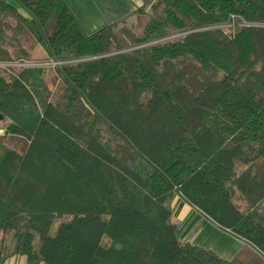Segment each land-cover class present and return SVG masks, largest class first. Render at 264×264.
I'll return each mask as SVG.
<instances>
[{"label": "trees", "instance_id": "trees-1", "mask_svg": "<svg viewBox=\"0 0 264 264\" xmlns=\"http://www.w3.org/2000/svg\"><path fill=\"white\" fill-rule=\"evenodd\" d=\"M13 1L0 264H264V0H143L139 32L125 17L91 34L63 0ZM176 194L243 248L180 241Z\"/></svg>", "mask_w": 264, "mask_h": 264}, {"label": "crops", "instance_id": "crops-1", "mask_svg": "<svg viewBox=\"0 0 264 264\" xmlns=\"http://www.w3.org/2000/svg\"><path fill=\"white\" fill-rule=\"evenodd\" d=\"M13 3L12 0H9ZM87 34L130 16L143 0H63ZM15 4V3H13ZM171 217L177 227L180 241L210 249L221 258H233L244 242L220 229L195 207L176 194L170 203ZM5 264H44L29 262L24 255L11 254Z\"/></svg>", "mask_w": 264, "mask_h": 264}, {"label": "rangeland", "instance_id": "rangeland-1", "mask_svg": "<svg viewBox=\"0 0 264 264\" xmlns=\"http://www.w3.org/2000/svg\"><path fill=\"white\" fill-rule=\"evenodd\" d=\"M13 1V0H12ZM13 3H15L13 1ZM147 19L146 15H141L139 12H134L132 13L130 16H128L124 23L125 25H127L128 27L136 30V31H140L145 20ZM4 63H2L3 65ZM53 63L50 64H46L45 65V72H44V77L47 81H51L52 78L55 76V70L54 67L52 65ZM62 81H60V79H57V81H55L54 85H53V89H54V96L52 97V100H55L58 96L59 93H61V85ZM2 125V123L0 122V126ZM69 217H63L64 220L68 219ZM58 222V220L56 221V223ZM11 244V242H10Z\"/></svg>", "mask_w": 264, "mask_h": 264}, {"label": "built area", "instance_id": "built-area-1", "mask_svg": "<svg viewBox=\"0 0 264 264\" xmlns=\"http://www.w3.org/2000/svg\"><path fill=\"white\" fill-rule=\"evenodd\" d=\"M25 64H36V63H15L14 65H25Z\"/></svg>", "mask_w": 264, "mask_h": 264}, {"label": "water", "instance_id": "water-1", "mask_svg": "<svg viewBox=\"0 0 264 264\" xmlns=\"http://www.w3.org/2000/svg\"><path fill=\"white\" fill-rule=\"evenodd\" d=\"M3 118V115L0 113V119H2Z\"/></svg>", "mask_w": 264, "mask_h": 264}]
</instances>
